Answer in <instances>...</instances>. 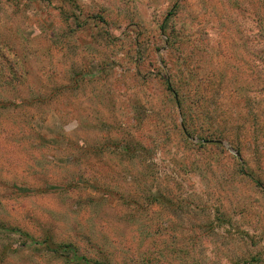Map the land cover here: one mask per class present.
<instances>
[{
  "label": "rangeland",
  "instance_id": "rangeland-1",
  "mask_svg": "<svg viewBox=\"0 0 264 264\" xmlns=\"http://www.w3.org/2000/svg\"><path fill=\"white\" fill-rule=\"evenodd\" d=\"M0 225V264H264V0H0Z\"/></svg>",
  "mask_w": 264,
  "mask_h": 264
},
{
  "label": "trees",
  "instance_id": "trees-1",
  "mask_svg": "<svg viewBox=\"0 0 264 264\" xmlns=\"http://www.w3.org/2000/svg\"><path fill=\"white\" fill-rule=\"evenodd\" d=\"M0 227H3V225H0ZM20 232V231H18ZM34 244H39L42 245V247L48 251L51 254L54 255H59V253H62L61 256L64 258L66 263L72 262V261H76L78 264H83V262L85 261L86 263L89 262V259H87L85 257V255H74L72 252L73 249H71L69 247V245L67 244H63V243H58L56 241H54L51 236H47L45 237V239L43 241H40L39 243H35ZM72 254V255H71ZM107 259H104L102 261H98V260H93L90 261V264H112L109 261H106Z\"/></svg>",
  "mask_w": 264,
  "mask_h": 264
}]
</instances>
